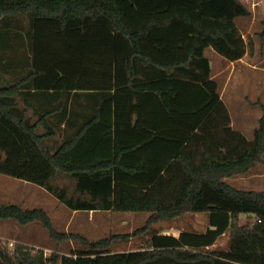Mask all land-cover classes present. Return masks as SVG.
Instances as JSON below:
<instances>
[{"label": "trees", "instance_id": "trees-1", "mask_svg": "<svg viewBox=\"0 0 264 264\" xmlns=\"http://www.w3.org/2000/svg\"><path fill=\"white\" fill-rule=\"evenodd\" d=\"M116 10L117 0H0V92L14 94L0 102L34 128L48 153L65 144L68 166L77 170L57 169L0 107V174L46 190L71 212H121L128 197L135 213L147 215L145 225L92 240L59 230L44 209L0 204V224H38L57 246L75 244L80 254L48 255L22 242L10 249L3 238L0 264H225L214 248L226 234L232 254L264 255V194L251 192L256 202H238L230 194L238 191L228 187L223 195L216 176L196 177L188 188L190 171H203L208 158L230 174L231 160L260 144L234 129L211 61L198 54L204 42L169 66L143 57L146 62L137 48L148 30L116 32ZM189 23L202 39L230 45L231 28ZM261 27L264 54V21ZM66 179L72 188L55 184ZM191 210L207 214L205 231L163 234L160 224L183 220ZM143 236L146 248L113 250Z\"/></svg>", "mask_w": 264, "mask_h": 264}, {"label": "rangeland", "instance_id": "rangeland-1", "mask_svg": "<svg viewBox=\"0 0 264 264\" xmlns=\"http://www.w3.org/2000/svg\"><path fill=\"white\" fill-rule=\"evenodd\" d=\"M131 1L132 3L130 4ZM165 1L166 0H128V4L130 5L129 11L125 6L127 0H117V10L115 14H112L116 32L124 31L128 33L148 30V33L152 37L167 36L168 39H171L170 37L173 36L174 33L179 32L180 35H186V37L182 36V38L185 39V42L188 41L187 44H190V46L195 42H199V37H201V35L189 22L196 21L202 23L198 17V13L205 3L200 7V0H175L177 5L184 6L186 9L177 12L175 15L176 20L168 23L169 20L167 18V20H162L161 15H156L155 13L156 11H160L158 3L163 4ZM260 12L263 13L262 10ZM151 17L161 24L154 23V26H151L150 29H146L147 25L145 29L131 28V25L141 27L142 24L139 25L140 22L143 19ZM126 22L131 25L128 26ZM260 22L261 19L257 20L252 27L248 41L238 40L234 38L233 35L229 37L230 45L223 41L213 42L208 40L207 44L203 43V47L198 53L199 55L209 56L212 59L214 66L213 75L216 76V80L222 88L223 100L231 113L234 129L243 133L250 140H253L255 137L258 138L260 144L255 151L250 152L244 159L240 161L231 160L230 165H233L232 169L234 172L230 174H226L227 171H229L228 169L216 166L214 161L208 158L203 171L199 170L195 172L196 174L190 171L188 188L193 184L196 177L216 176L219 181L218 183L224 187L222 190L223 195H228L225 192L228 187L234 191H238L236 193L233 191L230 192V194L237 198L236 200L238 202L244 200L256 202L257 199L255 196L249 194L251 192L264 194V132L261 130V118L263 117L261 106L264 105V54L261 53L260 43L257 38V34L262 30ZM231 29L234 30L233 28ZM172 39L168 42L170 43L173 41ZM189 40L192 42H189ZM156 50L161 51L158 49ZM149 51L151 52V50ZM150 52L148 53V57L151 61L165 66L171 65L177 60L166 61L159 57L160 60L157 61L158 57L151 55ZM214 52L223 57L222 59L219 56L222 62L217 60L218 55L216 56ZM180 58H182V55ZM221 68L222 73L220 70ZM6 95L11 96L14 94L0 92V98ZM0 107L7 116L19 122L25 130L29 131L35 137L44 153L57 169L67 172L76 170L68 166V149L65 144H63L58 153H48L43 145L42 139L36 135L34 128H27L24 126L1 102ZM63 139V137L60 138L62 143ZM55 184L73 187L72 182L68 179L60 182L58 181ZM187 191L188 189L184 194L183 201H185ZM197 193H200V191ZM0 204H16L30 209H44L52 217L54 225L59 230L79 232L92 240H98L108 235L133 234V232L145 225L147 218L146 214L135 213L132 210L133 206L128 197L124 199L121 212H76V214H74V212L67 209L46 190L33 184H24V182L18 179L2 174H0ZM152 208L155 207L151 206L150 209ZM191 211L192 213L185 219L173 224L162 223L159 227L165 229L164 233L166 236H172L171 233L174 234L175 230L178 234H180L183 229L198 232L205 231L208 228L207 214L199 210ZM245 220L246 216H243V223ZM0 237L10 240L16 237L19 241L30 244L31 247L44 249L48 255L52 254L54 251H59L61 253L74 252L75 256L80 255L76 252L78 248L75 244L57 246L50 240L48 233L38 224L29 227H21L14 222L0 224ZM147 238L148 236L133 237L129 242L121 241L113 250H141L147 247ZM214 250H218L221 253L225 264H253L254 259H256L259 264H264V258H259L264 257V255L232 254L229 249L228 234L224 235L219 240Z\"/></svg>", "mask_w": 264, "mask_h": 264}, {"label": "crops", "instance_id": "crops-1", "mask_svg": "<svg viewBox=\"0 0 264 264\" xmlns=\"http://www.w3.org/2000/svg\"><path fill=\"white\" fill-rule=\"evenodd\" d=\"M238 1H239V5L234 4L233 0H211L203 5V8L198 13V17L200 18L202 24H204V26H206L207 28H219V29L233 28L234 38L238 40L248 41L249 36L252 31V27L254 26L256 21L259 19H261L260 23L264 21V14H263L264 13V0H238ZM131 3L132 1L130 2V4ZM158 4H159L160 11H156L155 12L156 15L158 14L161 15L162 20L167 18L169 20L168 23L174 22L176 20L175 15L177 12L179 11L181 12L183 11V9L184 10L186 9L184 6L177 5V3H175V0H166L163 4L161 3H158ZM125 6H126V9L129 10L130 5L128 4V0H127V3H125ZM261 10L263 11V13L260 12ZM150 14H153V13H150ZM149 23H158V22L156 19H153V17L148 18V19H143L139 24V25L142 24L141 27L140 26L136 27L126 22L128 26L131 25V28L133 27L132 29L144 28ZM182 36L186 37V35H180L179 32L174 33L173 36L170 37L171 39L173 38L172 39L173 41H171L170 43L168 41L171 39H168L167 36L165 37L159 36L157 38L154 36L153 37L148 36L145 39H143L142 36H140L139 41H138L139 49L137 48V52L142 58L148 57V53L150 52L149 50H151L150 52L151 55L158 57L157 61L160 60L159 57H161L162 60H166V61L174 60V59H177L176 61H182L185 59L186 51L188 47L190 46V44H187L188 41L185 42V39L182 38ZM196 36H199V35H196ZM199 38H200L199 41H203L205 44H207L208 40H204L201 37ZM189 42H192V41L189 40ZM155 48L161 51H157ZM214 53L216 54V56L218 55L216 52ZM181 55H182V58H180ZM219 56L220 55L217 56L218 61L221 60L220 58L223 59L222 56H220V58ZM206 57L210 59L212 69L214 71V66H213L211 57L209 56H206ZM145 61L147 62V60ZM154 63L156 65L165 66V65H162L156 62ZM220 70L222 73V68ZM213 78L216 79V76L213 75ZM232 123L234 124V122ZM74 214H76V212H74ZM11 239L15 242H21L16 237L15 238L13 237ZM27 245H30V244H27ZM255 258H258V257H255ZM259 258H264V257H259ZM253 264H259V263L256 261V259H254Z\"/></svg>", "mask_w": 264, "mask_h": 264}, {"label": "built area", "instance_id": "built-area-1", "mask_svg": "<svg viewBox=\"0 0 264 264\" xmlns=\"http://www.w3.org/2000/svg\"><path fill=\"white\" fill-rule=\"evenodd\" d=\"M171 235L172 236H175V237H179L180 236V234H178V232L176 230L174 231V234L171 233ZM3 240L4 239L2 237H0V248L2 246ZM15 243H16L15 241L9 240V247H10V249H13L14 248Z\"/></svg>", "mask_w": 264, "mask_h": 264}]
</instances>
